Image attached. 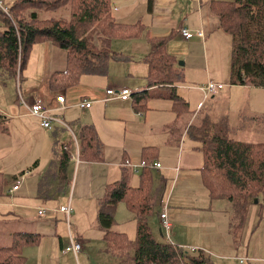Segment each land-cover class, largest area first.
<instances>
[{"label":"crops","instance_id":"obj_1","mask_svg":"<svg viewBox=\"0 0 264 264\" xmlns=\"http://www.w3.org/2000/svg\"><path fill=\"white\" fill-rule=\"evenodd\" d=\"M214 1L231 0H110L117 21L141 25L142 31L134 37L110 41L109 49L119 55L108 61L104 73L82 74L78 84L52 89L51 76L66 69L67 52L51 41H43L32 45L25 75L22 71L21 78L0 76V223L8 229L0 241L12 243L17 232L32 233L37 235L36 241L24 243L22 248L32 246L39 252L40 261L34 264H62L70 256L78 263L79 253L64 251L69 234L81 244L90 245L92 238L86 234L87 226L82 220L91 208V223H98L99 202L106 185L127 176L129 184L137 186L142 167L148 165L157 195V212L166 203L177 247L191 254L202 251L207 264H217L215 259L219 264H239L241 258L243 264H264L261 195L260 206L254 205L257 209L248 207L243 238L235 240L232 202L211 198L201 175L205 158L202 140L195 134L199 135L211 119L225 116L228 135L237 141H264V87L230 83V55L224 45L229 35L220 28L212 8ZM180 26L192 33L202 30L203 36L186 39L178 31ZM155 45L160 46L151 54ZM159 58H166L163 67ZM169 73L179 75L180 80H159ZM208 81L223 86L205 96L202 87ZM226 83L230 87L224 90ZM109 87H126L131 95L127 99L108 95ZM244 89L249 90L245 98L240 95ZM18 93L27 102L39 97L50 114L58 115L68 128L57 122L52 123L51 129L41 126L40 118L30 115L20 103ZM59 93L64 95L63 107L56 100ZM234 98L246 102L251 110L238 106L239 114L244 108L250 115L247 133L251 136L230 125ZM208 100L217 109L224 103L227 108L209 110L200 116ZM82 101H89L90 105L81 106ZM87 126L94 129L101 159L78 156L76 160L63 149L66 144L72 151L75 139L80 151L81 133ZM177 130L182 131L175 138ZM154 162L160 167L152 166ZM21 174V185L10 192L9 187ZM168 185L170 190L163 200L161 194ZM68 203L72 207L70 214H74L73 227L66 222V215L58 211ZM39 208L44 209L42 214L38 213ZM156 216L161 229L157 213ZM62 219L67 224L64 230L58 222ZM10 223L14 226L11 230ZM149 225L153 231L155 223L151 221ZM29 226L33 231L28 230ZM25 259L28 264V257Z\"/></svg>","mask_w":264,"mask_h":264},{"label":"trees","instance_id":"obj_2","mask_svg":"<svg viewBox=\"0 0 264 264\" xmlns=\"http://www.w3.org/2000/svg\"><path fill=\"white\" fill-rule=\"evenodd\" d=\"M66 5H69V14L63 18L38 15L41 10H55ZM212 8L219 18L220 28L230 36V83L264 87V0L214 1ZM9 15L0 10L3 22L0 76L21 78L32 45L51 41L67 52L66 69L51 76L50 87L54 90L78 84L82 74L104 73L108 61L119 55L109 49L110 41L134 37L142 31L141 25L117 21L110 0H14L9 5ZM158 44L162 48V41ZM158 46L153 47L151 54ZM159 61L161 67L166 64V58H159ZM167 61L169 63L168 58ZM150 62L154 67V58ZM159 80L169 83L180 78L169 73ZM181 131L177 130L175 138ZM199 135L195 137L202 140L203 183L211 198L232 202L234 229L241 228L249 204L264 194V141H237L229 137L225 119L213 125L207 123ZM98 145L94 129L84 127L79 157L101 159ZM140 176L137 186L130 185L127 176L106 185L97 214L104 232L105 250L121 264H207L202 251L191 254L155 238L148 219L155 213L159 215V210L157 212V195L148 165L142 167ZM121 202L136 220L133 239L112 228ZM36 239L35 234L17 232L10 245L0 246V264H26L21 246Z\"/></svg>","mask_w":264,"mask_h":264},{"label":"rangeland","instance_id":"obj_3","mask_svg":"<svg viewBox=\"0 0 264 264\" xmlns=\"http://www.w3.org/2000/svg\"><path fill=\"white\" fill-rule=\"evenodd\" d=\"M3 2L5 5H8V7H9L10 0H6V1L4 0ZM68 14H69V5H66L64 7H61V8L55 9V10H41L40 12H38V15L41 18L53 17V18L59 19V18H63L65 16H67ZM2 24H3V22L0 18V28L2 27ZM220 33H222V32H220ZM226 37H227V40L224 42L225 50H226L227 54L230 55V51H231L230 36L226 35ZM222 41H224V38ZM222 53L226 54L223 50H222ZM227 54H226V56H227ZM23 74L24 75L26 74L25 68H23ZM12 81L14 83V80H12ZM226 85L227 86L225 87L224 90H227L230 87L229 84L226 83ZM14 89H15V84H13V91H14ZM248 91H249L248 89H244L240 92V95L245 98L248 94ZM15 92H16V89H15ZM238 106H239V109L243 106H245L246 108L249 109V106L246 102L242 103V100L234 98L232 101V104H230V111H229L230 125L232 124L235 127L232 129H234V130L236 129L237 132L240 131L241 129H243V132L245 134H247L248 136H251L250 134H248L249 132L247 133L248 126L251 124L250 115L248 114L247 110H245L244 108H242V112L239 114L238 113V110H239ZM217 107H218V109L209 100L206 101L204 103L203 108L201 109L200 116L205 115L206 113H209V110H210V112H212V111L214 112L215 109H216V111L226 109L227 105L224 103V104L218 105ZM238 114H239V117H238ZM239 118H240V120H239ZM220 119H225L227 124H228V121L225 118V116L221 117ZM220 119H218V120L211 119V122H208V123H209V125L210 124L213 125L217 121H219ZM196 123H198V121H196ZM260 127H261V129H263L262 123L260 124ZM39 170L40 169L38 168L36 170V172H39ZM169 190H170V185H168L167 188L165 190H163V193L161 194V197L163 200H165L167 198ZM68 194H69V192L67 193V196H68ZM260 195H261L260 196V203L264 204V194H260ZM258 203H259V201H257V202L254 201V203L249 204L248 207H253L254 205L259 207L260 204H258ZM256 206H254L253 209H255ZM231 212H232V208H231ZM92 214H93V211L90 208L86 217L82 220V222L84 223L83 225L87 226L88 232H86V234H89L90 238H92V243L90 245L83 244V243L81 244L82 250H81V252H79L78 263L72 256H70V257H66L62 264H121L118 259L114 258L113 256H111V254H108L104 250V247L106 245H105V241L103 240V238H101V233H103V230L96 221L94 223H91V215ZM94 216H95V213H94ZM232 217H233V215H232ZM73 219H74V214H70V219L68 218V225L70 224V226L72 225V227H73ZM88 219L90 221H88ZM148 220H149V222L152 221L155 223V226L153 228L154 229L153 234H154L155 238L164 241L165 238H163L158 231L159 230V223H158L156 213L151 215ZM58 222H60L59 225L61 228L63 226V230L65 229V227L67 228V224H66L64 219H62ZM135 225L136 224L134 223L133 215L125 208V205L122 202L119 203L117 210H116V213H115L114 224H113L112 228L115 230H118V231L125 232L129 239H133L135 237ZM9 228L11 230L12 228H14V226L10 223ZM28 230L33 231V227H30ZM58 230H60V228H58ZM244 232H246L244 226H242L241 228L237 227L232 232L233 233V236H232L233 239L236 240V239L243 238ZM7 234H8V229H7L6 225L3 222L0 223V239L3 240L5 238V235H7ZM79 238L82 240V234L80 235ZM10 243H11V241H8L7 243H5V241L4 242L0 241V246H6V244L10 245ZM21 249L24 252V253L22 252V254L27 256L29 259L28 264H34L35 262L40 261V258H39V260L37 259L39 252L33 250L34 248H32V246H29V249L25 248V247L22 248V246H21ZM214 261H215V263L219 264L216 259ZM245 264H247V262Z\"/></svg>","mask_w":264,"mask_h":264},{"label":"built area","instance_id":"obj_4","mask_svg":"<svg viewBox=\"0 0 264 264\" xmlns=\"http://www.w3.org/2000/svg\"><path fill=\"white\" fill-rule=\"evenodd\" d=\"M0 10L3 13H5L7 16L10 17L9 7L4 4L3 0H0ZM178 31L181 34V36H183L186 39L192 37L193 35L203 36L202 30H197L194 33H192L185 26H180L178 28ZM222 86H223V84H221V83H214V82L208 81L205 85H203L202 88H203V91L205 93V96H207L210 93H215L216 90L221 88ZM106 93L108 95L116 96V97L121 98V99H127L131 95L130 90L126 87L121 88V89L109 87L106 89ZM18 99H19L20 103L25 106L27 112L30 115H34V116H37L40 118L41 126L47 128V129H51L52 123L57 122V123L61 124L62 126L68 128V125L58 115L50 114L49 109L44 105V103L42 102V100L39 97H35V99L32 102H27L26 100L23 99V97L20 95V93H18ZM56 100L59 103V106L63 107L64 95L62 93H59L56 95ZM80 105L88 107L90 105V102L89 101H82L80 103ZM73 144H74L75 148H73L72 151L70 149H68L66 144H63V149L70 152V154H72V156L76 160H78L79 151H78L77 141L75 139H74ZM125 164L129 165V161L126 160ZM152 166H154L155 168H158V167H160V163L154 162L152 164ZM23 177H24V174H21L14 179L13 184L9 187L10 192H13L19 188V186L22 183ZM166 207H167L166 203L163 204L161 206V211L159 213L162 236L165 238L166 242L170 243L171 245H176L172 239V223L168 217ZM58 211H60L66 215V222L68 223V218H69V215L72 211V207L70 206V204L68 203V204L60 206L58 208ZM43 212H44L43 208L38 209L39 214H42ZM81 248H82L81 242H79L77 239H75L74 236L69 234V242L64 247V251L65 252L66 251H72L75 255H77L79 253V251L81 250ZM243 262H244V259H242V258L239 259V264H243Z\"/></svg>","mask_w":264,"mask_h":264},{"label":"water","instance_id":"obj_5","mask_svg":"<svg viewBox=\"0 0 264 264\" xmlns=\"http://www.w3.org/2000/svg\"><path fill=\"white\" fill-rule=\"evenodd\" d=\"M255 202H257V200H254ZM159 232H161V229H159ZM162 233V232H161Z\"/></svg>","mask_w":264,"mask_h":264}]
</instances>
